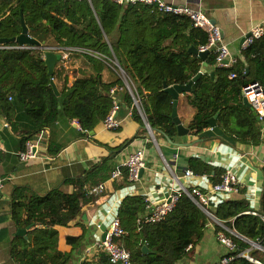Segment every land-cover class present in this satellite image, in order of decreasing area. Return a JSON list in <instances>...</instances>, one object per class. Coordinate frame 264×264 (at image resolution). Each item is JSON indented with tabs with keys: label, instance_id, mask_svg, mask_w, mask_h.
<instances>
[{
	"label": "trees",
	"instance_id": "1",
	"mask_svg": "<svg viewBox=\"0 0 264 264\" xmlns=\"http://www.w3.org/2000/svg\"><path fill=\"white\" fill-rule=\"evenodd\" d=\"M21 19L29 36L39 43L27 47L79 48L90 52L73 54L82 58L90 72L77 77L71 85H56L59 92L56 96L41 50L22 49L15 42L0 45L4 47L0 48V114L11 129L17 112H22L33 126L32 132L22 137V148L62 116L76 120L85 133L103 127L116 103L110 93L114 87L125 91L124 103L131 110L132 119L142 126L133 98L125 90L123 75L153 132L173 138L177 130L171 119L172 98L165 92V86L188 84L202 70L203 63L210 71L198 77L186 96L187 106L193 111L187 130L232 146L258 145L260 128L251 108L243 102L242 88L251 83L264 86V45L260 40L241 50L230 67L218 68L214 53H208L202 60L189 51L191 47L199 50L206 44V33L193 29L183 16L164 14L142 3L0 0V40H12L20 35ZM104 72L113 74L114 80L105 81ZM211 119H215L212 129L208 124ZM126 145L124 142L113 150ZM111 169L104 161L85 174L83 183L96 186L105 182L114 170ZM189 170L210 176L213 185L224 174L223 170L197 160L191 161ZM121 172L126 174L124 169ZM83 183L80 191L73 193L56 188L39 196L26 188L13 190L10 215L14 226L29 228L27 239L13 237L10 242L9 257L14 264H67L82 236H66L64 244L70 249L61 251L56 228L67 227L75 219L86 200ZM147 206L140 197L121 201L116 217L124 234L117 243L129 253L130 264H176L185 256L188 246H195L203 238L209 218L182 194L162 221L138 225L136 219L147 211ZM245 211L242 203L227 201L218 204L212 214L227 228L264 247L261 219L243 214ZM218 230L216 226V233ZM231 239L237 247L229 254L233 256L231 264H255L237 257L250 246L233 236ZM143 246L147 253L142 251ZM249 255L264 264L261 252L252 250ZM82 264L111 263L105 253L98 252L96 262Z\"/></svg>",
	"mask_w": 264,
	"mask_h": 264
},
{
	"label": "crops",
	"instance_id": "2",
	"mask_svg": "<svg viewBox=\"0 0 264 264\" xmlns=\"http://www.w3.org/2000/svg\"><path fill=\"white\" fill-rule=\"evenodd\" d=\"M162 1L202 11L220 29L222 41L228 46L232 59L240 55L241 40L253 27L260 26L264 30L262 0ZM259 40L264 45V35ZM70 57L75 58L65 63L56 62L55 86L62 87L64 83L71 85L77 77L90 72L81 57ZM202 70L207 72L210 68L202 66ZM114 77L110 72L103 73L105 81L114 80ZM124 85L127 90L126 84ZM130 89L132 91L131 86ZM113 90L112 96L118 105L115 112L116 120L120 122L118 129L107 130L103 123V127L85 133L76 120L62 116L29 140L38 142L33 160L22 161L18 157V153L25 148L21 145L22 137L33 130L30 121L22 112H17L11 129L0 114V179L3 181L0 193V264H14L9 257L10 242L13 237L27 239L29 232L27 228L24 235H16L20 229L14 226L10 215L11 194L15 188H26L39 196L56 188L66 193L79 192L85 174L93 167L106 161L115 169L123 164L129 154L140 149L144 150L145 167L141 170L138 181H128L126 174L114 180L109 175L107 181L102 182L104 190L100 194H89L88 191L95 186H90L89 182L83 183L82 191L85 192L86 200L81 204L78 214L67 227L56 228L61 251L68 252L70 249L64 244L66 236H82L80 243L72 250L67 264L96 262L98 253L88 249L101 240L104 230H107L110 221L116 217L118 207L126 197H140L147 203V211L138 215L137 219L150 214L154 207L168 196H174L181 188H198L208 192L206 210L212 216L218 204L227 201L240 202L247 211H261L264 201V128L254 112L253 116L260 128L258 145L232 146L219 140L201 138L189 131L181 137L176 133L173 138L153 132L152 139L144 127L141 114L142 126L132 119L131 110L124 103L125 91L116 87ZM188 94L180 95L177 101V116L185 129L193 114L186 103ZM124 142H127L124 148L113 150ZM115 152L118 153L110 159L109 155ZM192 160L221 169L224 174H234L237 191L209 193L213 185L210 176L195 173L192 177L185 176ZM216 226L209 218L203 238L190 247L176 264H217L225 250L216 239Z\"/></svg>",
	"mask_w": 264,
	"mask_h": 264
},
{
	"label": "built area",
	"instance_id": "3",
	"mask_svg": "<svg viewBox=\"0 0 264 264\" xmlns=\"http://www.w3.org/2000/svg\"><path fill=\"white\" fill-rule=\"evenodd\" d=\"M81 1V0H78ZM90 2V0H86ZM116 4H123L125 2L131 3H143L147 5H154L158 12L164 14H171L174 16H183L187 18L193 29H197L203 31L207 35V42L205 45L199 48V52H208L214 53L215 58V66L218 68H228L233 63V59L230 56L229 48L226 44L223 43L221 37L220 29L214 25L211 20L200 10H195L187 5L176 6L173 4L165 3L162 0H113ZM264 3V0H262ZM264 35V30L260 26L253 27L250 32L244 36V41L242 42L240 49L244 50L250 47L256 40L260 39ZM19 48L24 49H39L43 53L45 52H53L60 55V61L62 63L67 62L70 59V56L75 54H90L89 51L79 49V48H57V47H27V46H18ZM4 48V47H0ZM8 48V47H7ZM59 61V62H60ZM118 66L117 62H113ZM119 71L121 69L119 68ZM123 73V72H122ZM126 89L131 93L130 87L126 84ZM111 94L114 93L112 89L110 91ZM242 96L243 100L246 101L248 106L251 108L252 112L256 114L259 122L262 124L264 128V86H261L257 83H251L245 85L242 88ZM133 104L137 108L139 114L142 113L140 111L138 100L132 95ZM11 100V98H9ZM118 109V105L114 103L112 110L109 115L104 120V127L107 130H116L118 129L120 122L115 118V112ZM143 117V116H142ZM152 138V137H151ZM41 139V138H40ZM39 141V140H38ZM38 142L28 141L25 144V148L23 151L18 153V157L22 161H28L35 159V150ZM264 165V158L262 161ZM145 167L144 160V150H137L127 156L123 164L110 172V178L112 180L120 178L122 176V169L126 171V177L130 182H136L140 178V172ZM194 173L190 170L185 172L186 177H192ZM237 179L231 172H226L222 177L221 181L218 184L212 185V188L209 193H218L225 194L237 191ZM3 189V181L0 179V193ZM104 190V183L99 184L93 188H91L88 193L89 194H100ZM207 193L198 188H181L179 192H177L174 196H168L160 205L154 207L152 212L148 215H144L137 219V224H145V223H157L162 221L173 209L175 201L177 197L182 194L187 196L192 202H194L207 216H209L217 225L219 230L216 233V239L221 247L224 248L225 253L219 258L217 264H231L233 260V256H229L230 253L234 252L237 247L231 236L247 243L249 246L251 242H253V246H250L249 250L245 252H240L237 257H242L250 262L255 264H262L260 261L253 259L250 257L249 253L252 250H256L264 254V247L260 242H254L249 239L242 237L237 234L235 230L227 228L224 225L223 221L218 220L214 216L210 215L206 210L207 207ZM245 215H250L254 217H258L261 219L264 225V201L262 202V208L260 212L255 211H246ZM124 234L123 229L120 225V221L117 217L113 218L107 230L105 231L104 240H100L96 242L92 248L88 249V251L93 252H103L107 255L111 264H130V255L129 253L118 245V239ZM264 241V233L263 240ZM191 246L186 248V251L190 249Z\"/></svg>",
	"mask_w": 264,
	"mask_h": 264
},
{
	"label": "water",
	"instance_id": "4",
	"mask_svg": "<svg viewBox=\"0 0 264 264\" xmlns=\"http://www.w3.org/2000/svg\"><path fill=\"white\" fill-rule=\"evenodd\" d=\"M21 27H22V33L17 36L16 38L12 39V40H0V45L6 44L8 42H15L18 45H39V43L34 40L33 38H31L28 34V29L25 26L23 20L21 19ZM244 41V38L241 40V43ZM190 52L197 54L202 60H205V57L207 56L208 52H199L198 50L194 49V48H190L189 50ZM60 60V55L59 54H54L52 52H46L44 54V63L45 66L47 68V73L50 76L51 82L50 85L53 89V92L55 93L56 96L59 95V92L55 86V84L53 83L52 80V76L54 74V67L56 65V62ZM203 67L206 66L205 63L202 64ZM204 70H201L197 76H195L188 84L186 85H174L171 87H166L165 86V92L168 93L170 95V97L172 98V104H173V109H172V113H171V119L173 124L176 126V130H177V135L178 136H184L188 133V130L185 129L182 124L180 119L177 116V101H178V97L182 94H188L191 92L192 89V85L194 84V82L198 79V77L204 73ZM247 70L245 72V74H247ZM213 74L211 73V76ZM129 87V86H128ZM244 104L246 106H248V104L246 103L245 100H243ZM254 116L256 117V119H258V117L256 116V114L254 113ZM210 127H214L215 126V119H211L208 122ZM144 125H146L145 127L150 131V133H152L153 135V130L150 128V126L147 124V122L145 121ZM141 173V172H140ZM161 204V203H160ZM26 233L25 229H20L16 232V235H24ZM105 238V230L101 236V240L103 241ZM250 246H253V242L249 243ZM142 250L144 252H147V248L143 247Z\"/></svg>",
	"mask_w": 264,
	"mask_h": 264
},
{
	"label": "rangeland",
	"instance_id": "5",
	"mask_svg": "<svg viewBox=\"0 0 264 264\" xmlns=\"http://www.w3.org/2000/svg\"><path fill=\"white\" fill-rule=\"evenodd\" d=\"M18 46H34V45H18ZM53 53V52H52ZM54 54H56V53H54ZM121 73V75H123V73L122 72H120ZM123 81L125 82V84H127V86H129L130 87V85H129V83H128V81L125 79V77H124V75H123ZM131 93H132V91H131ZM132 95H133V93H132ZM131 95V96H132ZM143 116V115H142ZM141 116V117H142ZM116 118V117H115ZM142 119H143V122L145 123V119H144V117H142ZM146 125H144V127H145ZM146 128V127H145ZM147 129V128H146ZM147 131H148V133H149V135L152 137V139H153V135H152V133H150V131L147 129ZM154 141V140H153ZM209 217V216H208ZM210 218V217H209Z\"/></svg>",
	"mask_w": 264,
	"mask_h": 264
},
{
	"label": "bare ground",
	"instance_id": "6",
	"mask_svg": "<svg viewBox=\"0 0 264 264\" xmlns=\"http://www.w3.org/2000/svg\"><path fill=\"white\" fill-rule=\"evenodd\" d=\"M133 4H135V3H133ZM143 4V3H142ZM145 5H147V4H145ZM149 6H154V5H149ZM155 7V6H154Z\"/></svg>",
	"mask_w": 264,
	"mask_h": 264
},
{
	"label": "clouds",
	"instance_id": "7",
	"mask_svg": "<svg viewBox=\"0 0 264 264\" xmlns=\"http://www.w3.org/2000/svg\"><path fill=\"white\" fill-rule=\"evenodd\" d=\"M59 61H60V60H59ZM59 61H58V62H59Z\"/></svg>",
	"mask_w": 264,
	"mask_h": 264
}]
</instances>
